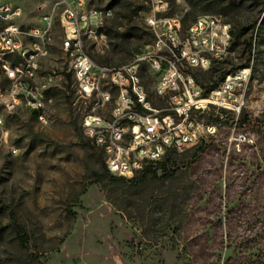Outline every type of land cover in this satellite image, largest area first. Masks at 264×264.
Segmentation results:
<instances>
[{
    "label": "rangeland",
    "instance_id": "rangeland-1",
    "mask_svg": "<svg viewBox=\"0 0 264 264\" xmlns=\"http://www.w3.org/2000/svg\"><path fill=\"white\" fill-rule=\"evenodd\" d=\"M59 2L22 0L21 26H37L48 13L54 17L36 84L48 74L57 79L45 93L52 99L46 126L23 104L12 111L0 106V264H264V0H166V11L156 14L158 20L179 17L183 34L203 15L242 32L226 59L187 70L202 86L246 61L251 35L252 74L240 91V114L211 108L199 115L217 127L216 134L166 156L164 167L156 165L158 177L140 184L95 181L101 151L86 136L83 121L89 113L106 115L118 91L105 108L81 91L62 49ZM152 2L89 0L92 8L113 11L97 38H83L96 65L120 68L155 39L147 21ZM127 28L136 29L135 35L122 41ZM113 48L128 49L121 54L127 59L103 64ZM4 62L20 59L0 56L2 89L10 86ZM141 74L153 104L164 107L156 94L161 74L145 63ZM240 135L251 142L238 147L231 139ZM181 219L180 236L175 225ZM16 228L23 229L26 244Z\"/></svg>",
    "mask_w": 264,
    "mask_h": 264
},
{
    "label": "built area",
    "instance_id": "built-area-1",
    "mask_svg": "<svg viewBox=\"0 0 264 264\" xmlns=\"http://www.w3.org/2000/svg\"><path fill=\"white\" fill-rule=\"evenodd\" d=\"M152 3L153 13L147 21L155 39L131 63L109 68L92 61L83 48V38H97L104 17H111V11L92 8L89 0L59 2L62 49L70 56L81 91L102 108L110 105L109 92L118 91L117 104L106 115L89 113L83 121L86 136L103 152L108 172L116 177H137L170 152L183 151L215 135L217 127L202 121L199 115L211 108L240 114L244 105V93L240 91L251 79V66L246 73H237L236 69L232 77L207 92L187 70L208 69L213 62L231 55V26L216 16L203 15L183 34L179 17L156 18L157 13L166 11V0ZM23 12L22 0H0V53L8 49L14 51V58L25 59L24 68L13 73L11 87L0 88V98H4L0 106L12 111L13 104L23 103L41 113L47 111L46 104L52 103L45 95V86L53 85H45L47 77L41 85H26V77L32 73V65H40L45 42L53 36L54 17L48 13L39 25L23 27L18 23ZM160 25L162 31L158 30ZM138 63L161 74L162 86L156 94L166 101L164 107L155 106L150 95L141 94L139 77H133V64ZM231 141L238 147L251 142L243 135Z\"/></svg>",
    "mask_w": 264,
    "mask_h": 264
},
{
    "label": "trees",
    "instance_id": "trees-1",
    "mask_svg": "<svg viewBox=\"0 0 264 264\" xmlns=\"http://www.w3.org/2000/svg\"><path fill=\"white\" fill-rule=\"evenodd\" d=\"M117 2L120 1V0H116ZM257 27V22H255L252 26V32H254L255 28ZM134 30L136 29H126L125 32L123 34V37L121 38L122 41H127L129 40L132 36L135 35V32ZM231 34H232V41H231V49L234 47L233 45L236 43V39L238 40L241 35H242V32L241 31H234V30H231ZM123 44V43H122ZM246 51H247V54H248V58L246 59V61L241 65V66H238V67H235V69H238V68H242V67H248L251 65V59H252V53L254 51V38H253V35H251L246 43ZM121 46V45H120ZM119 46V47H120ZM122 49V48H121ZM118 49V48H113L112 51L110 52L111 55H109L108 58H106L105 60H102L101 62H103V64L105 65H108L110 64L114 58H119L121 61H124L125 59H127V55L126 57L121 55V54H129V50L127 49ZM127 52V53H126ZM229 73L227 72H222L221 73V76H220V79L218 82H214L212 85H209V86H203L205 87V89L208 91L214 89L215 87H217L225 78L226 76L228 75ZM68 78H70V75H68ZM8 79V78H7ZM9 81V79H8ZM29 109V108H28ZM31 112H32V116L36 119V111L32 110V109H29ZM101 151V150H100ZM203 152V150L201 151ZM175 153V151H172L170 152L168 155H167V159L166 160H169L170 157ZM157 165H160L161 167H164V162H160L158 163ZM158 177V173H157V170H156V166H150L147 168V170L145 172H143L141 175L137 176V177H134V178H131V179H127V178H124V177H116V176H113L111 175L107 168H106V165H105V159H104V155H103V152L101 151V157H100V171L98 174L95 175V181L96 182H103L104 180H107L109 182H111L112 184H122V183H133V182H138L140 184V182H145L147 180H150V178L152 177ZM142 184V183H141ZM182 225H183V220H179L177 222V224L175 225V228L176 230L180 233V236L182 234ZM16 232H17V228H16ZM18 237H19V240L21 242L22 245L26 244L27 243V237L23 234V229L20 228L18 230Z\"/></svg>",
    "mask_w": 264,
    "mask_h": 264
},
{
    "label": "bare ground",
    "instance_id": "bare-ground-1",
    "mask_svg": "<svg viewBox=\"0 0 264 264\" xmlns=\"http://www.w3.org/2000/svg\"><path fill=\"white\" fill-rule=\"evenodd\" d=\"M105 11H111V17L113 16V11L112 9H105ZM111 17H104V21L110 19ZM51 44V38L49 39V41L45 42V54L42 56H39V63L41 62V59L43 57H45L48 54V48ZM148 45H151L148 44ZM0 56L2 57H12L14 58V51L8 50V49H1V53ZM6 59V58H5ZM20 62L18 63H6L4 62V70L6 71V74L8 75L9 79H10V86L12 84V79H13V73H16V69H22L25 66V59L24 58H19ZM141 64L142 63H138V64H133V77H139V90L141 91V94L143 95H149L144 84H143V78H142V74H141ZM40 70V65H32V73L28 74V76L26 77V85H41V83L36 84V80H37V76H38V72ZM247 72V67L245 68H241V69H237V73H246ZM47 78H45V85H52L55 82V77L53 76V74H48L46 76ZM227 77H232V73L229 74ZM162 86V78L160 79L157 87H156V93H158V91H160V87ZM51 86H45V93L50 89ZM111 99V92H109V100ZM4 104V98H0V105ZM19 104H23V103H15L12 105V108L17 107V105ZM37 115V120L39 123H41L42 125H48L50 122L49 119V113L48 111H41V113H36ZM1 121V119H0Z\"/></svg>",
    "mask_w": 264,
    "mask_h": 264
}]
</instances>
